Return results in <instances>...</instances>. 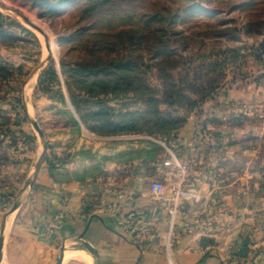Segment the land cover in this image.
<instances>
[{"label": "rangeland", "instance_id": "obj_1", "mask_svg": "<svg viewBox=\"0 0 264 264\" xmlns=\"http://www.w3.org/2000/svg\"><path fill=\"white\" fill-rule=\"evenodd\" d=\"M0 3L32 16L47 32L44 38L0 9V167L32 154L8 209L42 154L21 202L41 173L57 187H87L86 209L111 187L120 190L125 178L159 183L165 195L174 187L160 178V160L167 167L168 150L189 115L220 92L264 85L257 51L264 0ZM49 41L55 47L48 53ZM217 73L224 79L215 91L193 93L195 77Z\"/></svg>", "mask_w": 264, "mask_h": 264}, {"label": "crops", "instance_id": "obj_2", "mask_svg": "<svg viewBox=\"0 0 264 264\" xmlns=\"http://www.w3.org/2000/svg\"><path fill=\"white\" fill-rule=\"evenodd\" d=\"M172 147L171 165L159 167L174 188L160 200L149 184L125 178L86 209L87 187L38 175L7 216L5 264H56L62 248L61 264H92L76 248L82 243L98 264H264V85L214 96L189 115ZM31 157L0 167V221ZM244 239L248 252L238 258Z\"/></svg>", "mask_w": 264, "mask_h": 264}, {"label": "water", "instance_id": "obj_3", "mask_svg": "<svg viewBox=\"0 0 264 264\" xmlns=\"http://www.w3.org/2000/svg\"><path fill=\"white\" fill-rule=\"evenodd\" d=\"M0 9L16 13L17 15H19L23 19V21L27 25H29L33 29L37 30L45 38V35L43 34L42 30L36 24L32 23L21 12L15 10V9H12V8L4 5L3 3H0ZM47 51L49 53L48 47H47ZM31 119H32L33 123L35 124L36 130L38 131L39 135L41 136V133L39 131V128L37 127V124H36L35 120L33 118H31ZM42 160H43V154L37 160V162H36V164L34 166L33 175H32V177L30 179L27 180V182L24 185L23 190H25V188H27V186H29L31 184V182L33 181L34 177L36 176V174H37V172L39 170V167H40V165L42 163ZM23 190H21L20 193H19V195H18V201H17V203L12 206V208L10 209V211L3 218L2 227H1V233H0V255H1V248H2V238H3V233H4V230H5V224H6L7 216L9 214L13 213L20 206V204H21V196H22ZM81 237H83V236L81 235ZM76 248L78 250H82V251L87 252L91 256V258H92V264H98L97 253H96L95 249L93 247H91V245H89L88 243H82L80 246H78ZM63 253H64V248H62L60 250L59 256H58V258L56 260V264H61L62 259H63Z\"/></svg>", "mask_w": 264, "mask_h": 264}, {"label": "trees", "instance_id": "obj_4", "mask_svg": "<svg viewBox=\"0 0 264 264\" xmlns=\"http://www.w3.org/2000/svg\"><path fill=\"white\" fill-rule=\"evenodd\" d=\"M257 51L259 52V55L262 56L264 58V38L263 40L258 44L257 46ZM204 65H199L198 67H204ZM206 67V66H205ZM224 79V75L223 73H217L214 77L213 74L212 75H208V74H204L202 76H199L198 78L195 77V84L194 85V90L193 93L195 94H209L213 91H215L220 82ZM145 89L147 90V88L145 87ZM156 116H161L162 113L156 112L155 113ZM181 128V126H180ZM248 240L244 239L240 245V248L238 249L237 253H236V257L241 258V257H245L247 255L248 252Z\"/></svg>", "mask_w": 264, "mask_h": 264}, {"label": "built area", "instance_id": "obj_5", "mask_svg": "<svg viewBox=\"0 0 264 264\" xmlns=\"http://www.w3.org/2000/svg\"><path fill=\"white\" fill-rule=\"evenodd\" d=\"M164 165L168 167L171 165V162L169 160H167L164 162ZM149 193L153 198L160 199L164 196L163 186L159 183H152L149 186Z\"/></svg>", "mask_w": 264, "mask_h": 264}, {"label": "bare ground", "instance_id": "obj_6", "mask_svg": "<svg viewBox=\"0 0 264 264\" xmlns=\"http://www.w3.org/2000/svg\"><path fill=\"white\" fill-rule=\"evenodd\" d=\"M24 15L32 22V23H34V24H36V25H38L37 24V22H36V20L32 17V16H30V15H28L27 13H24ZM41 30H42V32H43V34L44 35H46L47 34V32H46V30H45V28L43 27V26H38ZM30 28V27H29ZM41 34V33H40ZM41 36H43L42 34H41ZM49 40V39H48ZM48 49H49V51H53L54 50V47H55V45L51 42V41H49V43H48ZM46 49V48H45ZM34 80H32V82H33ZM33 83H35V82H33ZM31 85H32V83H31ZM33 86V85H32ZM31 87V86H30ZM70 251V250H69ZM66 252H68V251H66ZM69 253V252H68ZM70 254V253H69ZM66 255V254H65ZM71 255V254H70ZM72 255H74V254H72ZM74 256H76V255H74ZM77 256H78V254H77ZM66 257H68L67 255H66ZM81 257L82 258H84V259H86L87 261H89V259L87 258V255L86 254H84L83 252L81 253ZM80 258V257H79ZM63 259H64V257H63ZM67 259V258H66ZM72 259V258H71ZM79 260H82V259H79ZM84 261V260H83Z\"/></svg>", "mask_w": 264, "mask_h": 264}]
</instances>
